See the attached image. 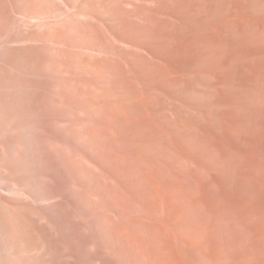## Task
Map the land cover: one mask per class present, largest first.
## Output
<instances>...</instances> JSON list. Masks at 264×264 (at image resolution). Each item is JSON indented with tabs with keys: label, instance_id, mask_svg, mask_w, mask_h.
<instances>
[{
	"label": "rangeland",
	"instance_id": "374dc122",
	"mask_svg": "<svg viewBox=\"0 0 264 264\" xmlns=\"http://www.w3.org/2000/svg\"><path fill=\"white\" fill-rule=\"evenodd\" d=\"M129 1L53 42L38 150L159 217L161 264H264V0Z\"/></svg>",
	"mask_w": 264,
	"mask_h": 264
},
{
	"label": "bare ground",
	"instance_id": "6f19581e",
	"mask_svg": "<svg viewBox=\"0 0 264 264\" xmlns=\"http://www.w3.org/2000/svg\"><path fill=\"white\" fill-rule=\"evenodd\" d=\"M110 4L0 0V264H161L159 217L146 220L142 202L113 199L110 184L96 195L65 173L57 176L46 140L38 150L39 65L49 71L53 42L70 23Z\"/></svg>",
	"mask_w": 264,
	"mask_h": 264
}]
</instances>
